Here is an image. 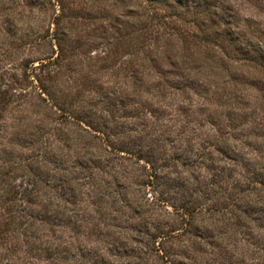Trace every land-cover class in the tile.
Here are the masks:
<instances>
[{
    "label": "rangeland",
    "instance_id": "1",
    "mask_svg": "<svg viewBox=\"0 0 264 264\" xmlns=\"http://www.w3.org/2000/svg\"><path fill=\"white\" fill-rule=\"evenodd\" d=\"M0 264H264V0H0Z\"/></svg>",
    "mask_w": 264,
    "mask_h": 264
},
{
    "label": "trees",
    "instance_id": "2",
    "mask_svg": "<svg viewBox=\"0 0 264 264\" xmlns=\"http://www.w3.org/2000/svg\"><path fill=\"white\" fill-rule=\"evenodd\" d=\"M165 236V235H164Z\"/></svg>",
    "mask_w": 264,
    "mask_h": 264
}]
</instances>
